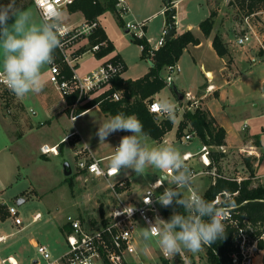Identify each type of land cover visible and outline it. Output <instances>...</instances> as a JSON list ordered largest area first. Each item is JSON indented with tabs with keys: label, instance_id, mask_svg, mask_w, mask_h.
<instances>
[{
	"label": "rangeland",
	"instance_id": "rangeland-1",
	"mask_svg": "<svg viewBox=\"0 0 264 264\" xmlns=\"http://www.w3.org/2000/svg\"><path fill=\"white\" fill-rule=\"evenodd\" d=\"M100 1L104 2L105 0ZM172 1L176 3L178 19L176 25L179 30H184L187 24H192L194 31L198 32L197 27L200 22L210 15L211 10L215 11L212 18V31L215 29L218 34L222 35L223 32L227 34L225 40L230 42V52L228 51L225 56L229 58L228 62L231 60V55L233 56L238 66V68L234 67V70L240 76L234 84L225 89L228 96L224 103L226 104L225 110L222 108L223 104L216 100L218 97L217 90L213 89L206 100L216 101L217 106L215 108L219 114L224 115L228 126H234L240 132L243 131V124L246 123L251 132L260 134L264 147V10L247 16L236 6L230 5V0ZM166 2L167 0H127L130 13L124 16V21H130L134 24L145 23L143 30L145 37L154 43L160 39L163 23L166 22V15L164 14L167 9ZM24 10L30 11L36 22L42 21L34 4L29 5ZM96 18L100 19L102 26L114 40L118 51L127 64L128 74L136 76L144 72L148 60L140 51L139 44L134 41L136 38L134 30L125 32L126 27L121 23L117 10H108ZM64 19L77 24L88 18L82 10L69 7L64 13ZM11 23L10 20L9 24ZM247 32L255 34L243 46L238 45L237 38ZM184 50L179 62L182 71L179 74L172 75L174 85L181 92H191L195 87L209 80L200 68V62L203 60L207 65L211 63L214 66L216 69L215 81L220 80L218 69L223 65L215 58L216 56L207 50L206 46L197 51L192 47H189L190 51ZM200 52L201 55H199ZM192 54L195 57L196 64L191 56ZM252 56L257 58L256 63L253 62L254 58ZM94 61L90 54L84 56L83 63L89 64ZM48 69L49 66L47 65L43 70L44 77H49ZM163 72H166V68L163 69ZM164 77H167V73ZM206 86V84H203L199 89V93L202 92V89L208 87ZM154 95L146 97L145 101L157 99ZM164 95L171 99L177 107L186 105L183 102H178L176 94L170 86L165 89ZM194 109L195 107H192V110ZM177 112L178 115H176L175 121H172L171 130L166 132L161 140H153L147 136L150 147L159 148L164 145H172L181 153L185 151L195 152L200 149L201 141L198 138L187 143L178 141V138L188 131L189 127L184 129L181 135L179 134L178 128L184 115H182V109ZM101 115L94 109L85 113L75 122L83 137L87 136L85 138L87 144L95 155L115 151V136H108L105 143L102 144L96 136L99 125L107 121ZM7 116L10 117V113L6 108L5 115L0 112V205L2 206L3 216H5L0 215V234L6 236L4 242L0 244V253L2 257L13 256L17 261L19 259L20 264H34V260H39V264H45L36 252L35 243L46 245L53 256L63 254L67 250L63 229L67 216L78 215L87 221H93L101 215V209H103L104 214H107L112 205H115V201L110 196L109 190H107L106 184L108 182L105 179L88 174L79 175L76 171L77 161L74 146L69 141L64 143L61 141L65 132L74 129L67 112L57 116L55 123L50 129H47L48 131L44 129L36 131L41 136V142L48 139L59 142L58 145L63 143L61 146L62 153L56 156L49 154V158L45 159L38 152L27 166L24 165V162L26 163L27 158L33 157L32 152H34L35 145L31 143L32 137L18 139L13 143V125L5 119ZM155 119L160 125L167 118L155 116ZM179 119H181L180 122ZM165 140L171 141V143L168 144ZM248 144H255V138L244 133L243 143L239 142L225 146V156L216 163L222 174L226 176L249 175L243 163V158L247 154L241 151ZM110 158L111 156L105 158L102 164L109 165ZM66 162H69L72 170L70 175H66L64 170V163ZM253 164L254 174H256L255 159ZM196 165L198 168H202L200 162H196ZM127 173L131 179L129 188L133 195L139 197L151 182L162 176L163 171L149 168L143 175H137L130 169L121 172L122 175H127ZM211 182L212 176L203 174L195 177L190 187L191 190L203 195ZM25 191L26 193H24ZM181 191L188 194L190 189L186 188ZM21 198L24 199L23 202H19ZM97 198H101L102 201L98 203ZM9 207L17 209L22 224H16L14 219L10 217L7 210ZM38 213L40 217L35 218ZM143 228L145 226L141 225L140 233H138V252L140 255L139 257L132 256L131 264H141V262L145 264H164L157 240L153 238L151 241L145 242L141 235ZM183 252L188 257V264H209L206 255L207 246L197 253H192L186 249ZM168 261L169 264H185L179 253L173 255Z\"/></svg>",
	"mask_w": 264,
	"mask_h": 264
},
{
	"label": "built area",
	"instance_id": "built-area-1",
	"mask_svg": "<svg viewBox=\"0 0 264 264\" xmlns=\"http://www.w3.org/2000/svg\"><path fill=\"white\" fill-rule=\"evenodd\" d=\"M76 0H32L37 7L41 19L51 18L54 13H60L62 16L61 40L62 47L57 48L61 61H58L54 56V60L49 64V81L56 87L62 96H72L76 94L77 98L69 104V111L71 119L77 116V111L84 98L90 95H102L107 93L113 85L115 78L120 77L125 71L126 65L120 58L107 57L95 68L89 72L80 74L75 69L74 61L76 59L75 46L80 42L93 37L102 24L99 18L84 20L77 24H73L64 19V13ZM116 10L120 18L124 21V16L130 13L127 0H116ZM166 11V10H165ZM164 11V13H165ZM124 26L128 31L134 30V36L142 39L146 38L144 34L145 23L134 24L130 21H124ZM167 29H164L161 37L156 42L152 43L148 39L149 48L148 55H154L155 51L164 45L166 39ZM253 32H247L237 38L238 45H244L251 40ZM107 41H101L92 44L88 51L93 55H97L103 47H107ZM142 51L145 50L144 44H139ZM64 64L69 65L71 73L65 72ZM168 75L166 80L171 84L172 75L181 71V66L178 63L169 65L167 67ZM2 80V77H0ZM8 89L4 83L0 82V90ZM9 90V89H8ZM212 90V85L207 87V91ZM124 97L123 90L115 89L109 92L108 98L112 101H121ZM158 99L146 100L148 110L158 118H166L159 114L157 109ZM186 105L177 108L192 110V107L198 108L197 99L191 92L185 93V98L182 101ZM246 126V124H245ZM198 138L195 130H188L184 132L178 141L187 143ZM168 144L171 141L165 140ZM120 143V141H119ZM118 143V145H119ZM117 145V146H118ZM116 146V147H117ZM226 145L212 146L201 142L199 150L185 151L182 154L186 157V164L193 173V179L203 174H210L213 182L217 177L232 178L238 182L245 179L256 178V175H251L247 166L244 164L249 175L226 176L218 171L212 159L213 151L226 152ZM57 145L48 146L43 145L41 151L43 154L57 155ZM245 152L246 157L253 159L259 158L260 153L254 144H248L246 148L241 149ZM82 155L77 160L76 168L81 174L93 175L97 178L105 179L108 182V189L110 196L114 199L111 210L103 216L96 217L93 221H87L80 216L68 215L63 225L67 250L59 256H53L46 245L35 243L36 252L45 262V264H131V257H139L138 252V233H140L141 225L145 228L149 223L155 222L156 217L167 220V211L173 213L175 211L174 204L171 207H163L157 201V197L161 195L165 188L175 187L170 183L164 182L165 176L171 179V172L163 171L161 177H157L151 182L142 194L138 197L132 194L129 188L130 179L128 176L120 177V173L113 171L109 165H103V158H96L91 154L90 148L85 146L80 151ZM196 162L202 164V168H198ZM163 183L161 186L159 184ZM191 190V187H188ZM189 192V193H190ZM188 193V194H189ZM186 194V195H188ZM237 192L229 193L224 191L217 194L211 201L216 206L220 207L224 212L226 219L225 225L235 227L236 233L233 241L234 251L230 254L233 264H264V246L260 245V241L264 244V228L260 227V233L249 229L250 225L242 226L240 219L237 217L240 205L234 204L233 197ZM124 196V197H123ZM151 197V204H146L145 200ZM243 204V203H241ZM132 206L134 211L131 214H126L123 209ZM10 217H12L16 224H22V220L18 216V211L14 207L7 208ZM40 217L36 214L35 218ZM249 230V231H248ZM157 240L156 237H154ZM5 236H0V244L4 242ZM161 257L170 260L173 255L166 256L160 249ZM185 264H188V257L184 252L179 253ZM40 261L37 260V264ZM0 264H18V261L13 256L0 257ZM141 264H145L141 262Z\"/></svg>",
	"mask_w": 264,
	"mask_h": 264
},
{
	"label": "clouds",
	"instance_id": "clouds-1",
	"mask_svg": "<svg viewBox=\"0 0 264 264\" xmlns=\"http://www.w3.org/2000/svg\"><path fill=\"white\" fill-rule=\"evenodd\" d=\"M61 27L60 13L36 22L30 11L17 6V0L0 3V82L17 98L39 94L46 87L43 70L53 62V52L63 46ZM157 109L159 114L175 121L177 106L171 99L162 96L157 101ZM116 131L132 134L121 137L109 167L116 172L130 169L137 175H143L149 168L171 172V179L165 176L163 180L175 187L165 188L157 201L165 208L175 204L183 209V212L174 211L167 220L156 217L154 223L143 228L141 235L145 242L156 237L161 251L169 256L185 249L197 253L224 238L226 217L222 209L197 191L188 195L181 191L190 187L193 173L186 164V157L176 147H150L141 122L123 113L100 124L96 136L102 144ZM145 203L151 204V197ZM133 211L132 206L123 209L126 214Z\"/></svg>",
	"mask_w": 264,
	"mask_h": 264
},
{
	"label": "trees",
	"instance_id": "trees-1",
	"mask_svg": "<svg viewBox=\"0 0 264 264\" xmlns=\"http://www.w3.org/2000/svg\"><path fill=\"white\" fill-rule=\"evenodd\" d=\"M0 3L6 4L8 0H0ZM31 4H33L32 0H17V6L21 9H25ZM229 4L236 6L247 16L264 10V0H230ZM166 5L167 9L165 14L167 16V24L168 26H175L176 8L174 7V2L169 0L166 2ZM70 7L78 8L83 11L88 19H94L108 10H116V0H105L104 2L100 0H76ZM214 15L215 11L211 10L210 15L199 24L200 29L206 37L211 35L213 29L212 18ZM120 19L121 23L124 25L123 19ZM104 40H107L108 44L107 47H103L98 53L100 56L114 50V45L108 40L103 28L99 29L97 33L91 37L92 44ZM134 41L138 44H144L145 50L142 51V53L145 58L151 61L150 71L145 76L136 80L122 79L120 77L115 78L112 88L107 93L81 106L77 114L91 108L95 104H99L101 110L111 117L120 113H123L125 116H135L143 125V132L153 140L158 141L162 139L166 132L171 130L172 121L166 119L159 125L155 119V115L148 110L145 98L159 92L169 84L168 81L162 77L161 72L169 65L175 64L179 60L183 50L189 44L199 43V39L190 30L177 36L174 34L171 39L166 40L164 45L157 49L152 56L148 55L147 50L149 48V43L146 38H135ZM212 42L215 50L220 56L227 55L228 49L220 34L217 33L213 37ZM114 58L118 57L115 56ZM115 89L123 90L124 97L121 101H112L108 98L109 92ZM76 98L77 96L74 94L68 98V102L72 104ZM187 127H189V130L196 131L202 143L212 146L226 145V130L224 127L218 125L210 112L205 109L198 107L194 110H186L178 128L179 134L181 135ZM255 144L257 146L260 145L259 137L255 138ZM224 156L225 153L222 151H213L212 159L215 165L220 158ZM253 160L254 159L251 157L243 158V163L247 166L251 175H254ZM217 169L220 172V167H217ZM224 191L229 193L237 192L232 202L240 205L237 209L239 211L237 217L240 219V224L244 227L248 224L250 225L249 229H253L254 232L260 233V227L264 228V186L261 184L253 185L252 179L250 178L238 182L236 179L232 178L217 177L214 182L212 179L211 184L206 189L203 196L206 200L211 202L217 194L223 193ZM174 208L176 212H183V209L178 205L174 204ZM172 214L173 213L170 211H167L168 219ZM0 215L5 217L3 216L1 205ZM101 215H104L103 209H101ZM235 233V227L226 225L224 238L218 239L210 247L207 246L206 255L209 264H233L230 254L234 251L233 241ZM260 245L264 246L262 241H260ZM163 262L164 264H169V261L166 259H163Z\"/></svg>",
	"mask_w": 264,
	"mask_h": 264
},
{
	"label": "crops",
	"instance_id": "crops-1",
	"mask_svg": "<svg viewBox=\"0 0 264 264\" xmlns=\"http://www.w3.org/2000/svg\"><path fill=\"white\" fill-rule=\"evenodd\" d=\"M175 4L176 3H174V7H175ZM176 14H177V10H176ZM177 21H178L177 15H175V29H176L175 36L182 34L183 32H185L187 30H190L199 39V43L189 44L185 48L184 51H186V50L190 51L189 47H192V49L197 51V50L203 48L204 46H206L207 50H209L214 56H216L215 58L222 63L223 66H221L218 69L220 72V80L218 82L215 81L216 80V69L214 68V66H212L211 63H208V65H207V63H205V60H203L200 62V68H202L205 77L209 78V80L204 82L203 84H206L207 86L212 85V90L215 89L218 91V97L216 98V100H218L219 102H221L223 104L222 108L225 110L226 104H224V103H225V99L228 98V96L225 92V89L229 85L234 84L236 82V79L239 78V76H240L239 73L234 70V67L238 68L237 63L233 59L232 55H231L230 62H228L229 58H227V56H220L217 53V51L215 50L212 40H213V37L217 34V32H216L217 30L215 31V29H214L211 32V35L206 37L199 26L197 27L198 32H195L194 28L192 27V24H187V26L184 28V30H179V28L176 25ZM102 28L105 30L108 40L113 43L114 50H112L108 54H105L102 56L98 55V53L100 51L97 53V55H93L91 52L88 51V48L92 45V43L90 41L91 38L84 40V41L80 42L79 44H77L74 48L75 49V55H77L76 59L74 61L75 69L80 74H84V73L89 72L91 69L95 68L96 66H98L107 57L117 56L118 58L122 59L126 65L125 71L120 76V78L136 80V79H139V78L145 76L150 71V66H151L150 59L146 58L148 60V65L144 69V72H142L141 74L136 75V76L129 75L127 64H126L124 58L122 57V55L120 54V52L118 51L114 40L107 33L104 26H102ZM168 28H169V26L167 24V16H166V22L164 21V23H163L162 32L164 29H168ZM125 32H129V31L126 29ZM225 36H227V34L225 32H223L221 37H222L223 42L226 45L228 51L230 52V42L225 40ZM139 49H140V51H142L140 46H139ZM87 54H90V56L95 61L92 63H89V64L83 63L84 56ZM199 55H201V52L199 53ZM53 56L58 61H61V58H60L61 55H60L58 49H56L53 52ZM191 56L193 57L195 64H196V60H195L194 55L192 54ZM253 58H254L253 62L256 63L258 61L257 58H255V57H253ZM179 62H180V58L176 63H178L180 65ZM64 68H65V72L67 74L71 73V69H70L71 67L69 65L64 64ZM181 71H182V68H181ZM49 72H50V70H49ZM180 72H177L176 74H179ZM166 73L168 75V69L167 68H166V72H163V71L161 72L162 77H164L166 75ZM209 73H210V75H209ZM211 74H212V77H211ZM44 79L47 81V84H46V87L43 89V91L39 94H31L30 93L29 96L24 98V99L17 98L8 89L0 90V112H1V114L5 115V109L7 108L9 110L10 117L7 116V117H5V119L8 120V122H10V124L13 125V128H12L13 143L15 142V140H18V139H24V138L27 139V138L32 137L31 143L35 145L34 146V152H32L33 157L27 158L26 163L24 162V165H26V166L29 165V161H32L34 159V157H36L38 152L41 154V156L43 158H45V159L49 158V154H43L41 151V147L43 145H48L50 147L57 145V149H60V150H58V152L61 154L63 151L61 146L66 141H69L70 144H72L74 146V154H75V158L77 161L82 156V155L78 154V151H80L85 146H88L89 148H90V146L87 144V140L85 139V138H87V136H85V138L83 137L81 130H79V127L75 123L76 120L79 119L80 117H82L85 113H87L91 110H94V109L97 110V112L100 113V115L102 114L101 116L106 118L107 120L111 118L110 115H108L107 113H105L101 110V108L99 107V104H95L91 108H88L87 110L81 112L80 114H77V116L74 119H71L70 111H69V104L70 103L68 102V98L70 96H67V97L62 96L61 93L56 89V87L49 81L48 76L44 77ZM172 82L174 83L173 80H172ZM203 84H201L198 87H195L191 91V93L197 99L198 107L209 111L210 114L214 117L216 123L218 125L224 127V129L226 130V145L237 144L239 142L243 143L244 133L249 134V135H251V137H254V138L259 137L260 145L259 146H257L256 144H254V145L257 146L258 151L261 155L258 159L255 158V161H256L255 171H257V173L255 174L256 178L254 180H252L253 181L252 183H254L255 185L261 184L264 186V147H263L261 135L258 133H255V132H251L246 123L243 124V127H242L243 131L241 130L240 132L234 126H228L226 123V120L224 118V115L219 114V112H217V110L215 108V106H217L216 101L213 102L211 100H209V101L206 100L208 98L209 94H211L212 90L207 91V88H204L201 90L202 92L199 93V89L201 88V86ZM168 86H170V88L172 89V85L167 84V86H165L160 92L155 93V95H154L155 98H157L159 100L162 96H166L164 94H165V89ZM197 93H199V94H197ZM98 96H101V95H90V96L84 98L83 101L81 102L79 108L81 106L85 105L86 103H88L89 101H91L92 99L98 97ZM204 100H206V101H204ZM255 106H257V105H255ZM65 112H67V114L69 115V118L73 123L74 129H72L68 132H65L62 135L61 141L63 143L59 146L58 145L59 142H56V141L53 142V141L48 140V139H46L45 142H41V140H40L41 136H39V134L37 132L41 129H44V130L50 129L53 126V124L55 123V121H56L55 119H57V116H61ZM263 112H264V110H263ZM176 115H178V112H176ZM182 115H184V111H183ZM250 117H253V116H250ZM180 120L181 119H179V122H180ZM245 124H246V126H245ZM244 129H246V130H244ZM125 135H130V133L128 134L126 131H116V132L109 135V136H115L116 137V143L114 144L115 145L114 148H116V146L118 145L119 141L121 140V137H123ZM37 137H38V139H37ZM90 151H91V149H90ZM113 153H114V151H112L110 153L95 155L91 152V154L94 157L99 158V159L103 158V160L107 157L112 156ZM54 156H56V155H54ZM76 171H77V168H76ZM121 172H123V170H121ZM78 174L80 175L81 173L78 172ZM81 175H84V174H81ZM119 176L120 177L128 176V173H127V175L126 174L122 175L120 173ZM128 178H129V176H128ZM130 182H131V179H130ZM107 185L108 184H106V187H107ZM130 185H131V183H130ZM130 191H131V189H130ZM24 193H26V191ZM23 201H24V199H22V198L19 200V202H23ZM101 201H102L101 198H97L98 203H100ZM0 236H5V235L0 234ZM33 244H34V241H33ZM1 255L2 254L0 253V257H2ZM18 264H20L19 259H18Z\"/></svg>",
	"mask_w": 264,
	"mask_h": 264
},
{
	"label": "water",
	"instance_id": "water-1",
	"mask_svg": "<svg viewBox=\"0 0 264 264\" xmlns=\"http://www.w3.org/2000/svg\"><path fill=\"white\" fill-rule=\"evenodd\" d=\"M169 0H167L168 2ZM176 33V29H175V26L173 25H169V28L167 29V32H166V35H165V39L166 40H169L171 39V37ZM171 85H172V89L174 90L175 94H176V97L178 99V102H182L185 98V93L184 92H181L175 85L173 82H171ZM179 111V109H177ZM60 150V149H58ZM64 170H65V173L66 175H70L72 173V170H71V167H70V164L69 162H66L64 163ZM37 260L34 261V263H36ZM258 264V263H257Z\"/></svg>",
	"mask_w": 264,
	"mask_h": 264
},
{
	"label": "bare ground",
	"instance_id": "bare-ground-1",
	"mask_svg": "<svg viewBox=\"0 0 264 264\" xmlns=\"http://www.w3.org/2000/svg\"><path fill=\"white\" fill-rule=\"evenodd\" d=\"M209 75H210V73H209ZM211 77H212V74H211ZM57 149V148H56Z\"/></svg>",
	"mask_w": 264,
	"mask_h": 264
}]
</instances>
